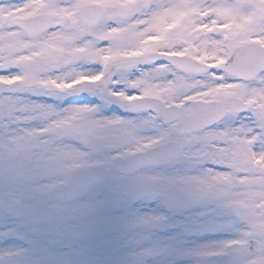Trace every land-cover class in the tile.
I'll return each instance as SVG.
<instances>
[{
    "label": "snow or ice",
    "instance_id": "1",
    "mask_svg": "<svg viewBox=\"0 0 264 264\" xmlns=\"http://www.w3.org/2000/svg\"><path fill=\"white\" fill-rule=\"evenodd\" d=\"M0 264H264V0H0Z\"/></svg>",
    "mask_w": 264,
    "mask_h": 264
}]
</instances>
